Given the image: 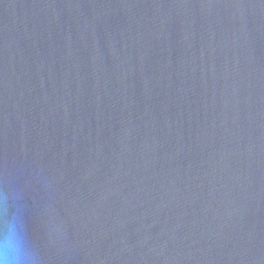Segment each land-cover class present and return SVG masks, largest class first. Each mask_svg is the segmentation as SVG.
<instances>
[{
    "label": "water",
    "instance_id": "obj_1",
    "mask_svg": "<svg viewBox=\"0 0 264 264\" xmlns=\"http://www.w3.org/2000/svg\"><path fill=\"white\" fill-rule=\"evenodd\" d=\"M0 191L38 264H264V0H0Z\"/></svg>",
    "mask_w": 264,
    "mask_h": 264
},
{
    "label": "clouds",
    "instance_id": "obj_2",
    "mask_svg": "<svg viewBox=\"0 0 264 264\" xmlns=\"http://www.w3.org/2000/svg\"><path fill=\"white\" fill-rule=\"evenodd\" d=\"M0 264H38L11 197L0 191Z\"/></svg>",
    "mask_w": 264,
    "mask_h": 264
}]
</instances>
